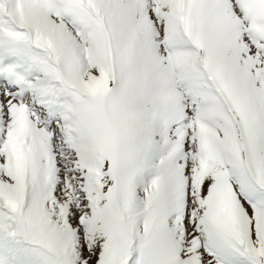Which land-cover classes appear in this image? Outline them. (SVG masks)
I'll return each mask as SVG.
<instances>
[{
    "label": "snow or ice",
    "instance_id": "obj_1",
    "mask_svg": "<svg viewBox=\"0 0 264 264\" xmlns=\"http://www.w3.org/2000/svg\"><path fill=\"white\" fill-rule=\"evenodd\" d=\"M0 264H264V0H0Z\"/></svg>",
    "mask_w": 264,
    "mask_h": 264
}]
</instances>
